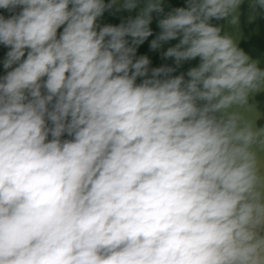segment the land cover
Returning a JSON list of instances; mask_svg holds the SVG:
<instances>
[{"label": "clouds", "instance_id": "clouds-1", "mask_svg": "<svg viewBox=\"0 0 264 264\" xmlns=\"http://www.w3.org/2000/svg\"><path fill=\"white\" fill-rule=\"evenodd\" d=\"M114 3L0 0L21 8L0 15V264H264V128L228 111L264 69L210 23H237L242 0L169 12L150 48L179 37L164 57L200 63L139 84L136 46L163 8L100 27Z\"/></svg>", "mask_w": 264, "mask_h": 264}, {"label": "water", "instance_id": "water-1", "mask_svg": "<svg viewBox=\"0 0 264 264\" xmlns=\"http://www.w3.org/2000/svg\"><path fill=\"white\" fill-rule=\"evenodd\" d=\"M105 4L112 3V0H104ZM125 0H115L112 8L105 10L103 15L97 19V24L100 27L105 25L118 26L121 23H126L129 19H135L141 11L147 6L149 0H137V7L131 10L123 7ZM162 5V12H152V20L149 24V28L152 30V35L149 36L142 44L136 46L135 59H139L141 56H147L150 64L148 65L149 72L148 77H138L136 83L139 84L145 78L151 77V70L158 67H171L174 71L170 76H178L183 74L185 80H188L187 72L193 67H197L200 63L199 57L182 61L179 65L176 64L175 58H165L164 53L168 48L174 47L179 43V37L177 39L162 42L161 46L155 50L150 48L152 40L160 34L161 29L158 24L159 21L167 16L169 12L178 7H187V0H159ZM71 7V5H69ZM21 8L15 9V11H9L7 9L0 8V15L5 18H9L12 15L17 14ZM234 15L238 16L237 23H230L231 16L225 19H211L210 23L214 26L221 28V35H228L233 38L238 47L244 50L252 60L258 61V66L264 69V8H260L254 3V0H242L240 7ZM61 26L58 29L59 33L63 31ZM99 30V29H98ZM131 45L132 37H126ZM10 49L3 44H0V78L7 74L12 69H4L3 61L6 58L7 52ZM27 53L25 54L26 58ZM17 65H13V68ZM160 78H164L163 76ZM203 103V102H199ZM229 112H239L244 119L253 123L255 129L264 128V90L249 95L248 103L244 107L233 105ZM219 115V114H217ZM49 126L51 123L49 122ZM49 139L51 136L49 135ZM61 139H71L67 133H65ZM258 156L261 162V173L264 174V151H259ZM264 235V231L260 233Z\"/></svg>", "mask_w": 264, "mask_h": 264}]
</instances>
